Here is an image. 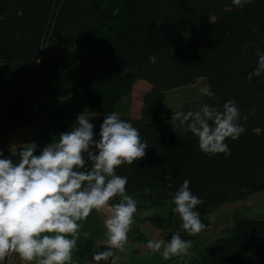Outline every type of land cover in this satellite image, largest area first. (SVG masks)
I'll use <instances>...</instances> for the list:
<instances>
[{
    "label": "trees",
    "instance_id": "trees-1",
    "mask_svg": "<svg viewBox=\"0 0 264 264\" xmlns=\"http://www.w3.org/2000/svg\"><path fill=\"white\" fill-rule=\"evenodd\" d=\"M80 40L84 53H65ZM257 47L264 51V0L244 8L232 0H0V67L19 72V80L0 77V143L7 130L21 126L58 138L83 112L80 102L88 113L106 115L139 81L147 82L139 116H121L149 144L144 158L117 169L128 177L126 192L138 201L137 211L170 206L167 217L146 220L165 241L180 231L194 242L197 257L189 264H264V217L237 218L225 236L202 248L171 210L172 194L185 179L203 201L195 210L205 229L215 208L264 191V74L247 78L257 65ZM199 78L218 97L203 95L199 105L220 108L235 100L241 111L246 131L225 141L230 156L204 154L186 125L178 130L162 123L164 93ZM94 131L99 139L100 128ZM81 224L74 253L95 264L92 253L106 245L96 240L100 214L94 210ZM136 238L146 240L140 232Z\"/></svg>",
    "mask_w": 264,
    "mask_h": 264
},
{
    "label": "clouds",
    "instance_id": "clouds-1",
    "mask_svg": "<svg viewBox=\"0 0 264 264\" xmlns=\"http://www.w3.org/2000/svg\"><path fill=\"white\" fill-rule=\"evenodd\" d=\"M252 2L232 0L238 8ZM250 46L251 42L245 44V48ZM255 55L257 65L248 73L249 81L264 74V51L257 47ZM210 89L211 85H205L200 92L218 101ZM241 118L237 102L228 100L220 108L203 103L196 110L174 111L171 120L187 126L204 154L227 157L231 149L225 141H235L246 131ZM243 119L247 121L248 116ZM95 127L85 111L39 155L35 154V142L12 146L11 156L0 150V262L16 255L23 264H71L81 237V222L95 210L106 214L107 243L105 250L92 253V260L95 264H116L114 249L124 250L138 206L126 192L128 177L119 175L117 169L144 158L149 144L142 142L139 129L114 111L107 113L100 125L99 139ZM11 157H18V161ZM171 203L188 236L205 229L195 210L203 201L192 193L188 179L172 194ZM82 235L90 236L86 231ZM147 247L165 261L184 259L190 255L193 241L182 239L177 231L168 241L149 240Z\"/></svg>",
    "mask_w": 264,
    "mask_h": 264
},
{
    "label": "rangeland",
    "instance_id": "rangeland-1",
    "mask_svg": "<svg viewBox=\"0 0 264 264\" xmlns=\"http://www.w3.org/2000/svg\"><path fill=\"white\" fill-rule=\"evenodd\" d=\"M82 45L83 41L80 40L74 47H65V53H84L85 51ZM0 77L19 80V72L14 66L5 64L0 67ZM205 85H207V81L204 78H199L191 85L165 92L163 95L164 117L162 123L171 129H183L184 125L182 126L178 121L171 120L174 111L187 112L189 110H196L203 97L200 89ZM149 88L150 85L147 82L139 81L134 87L132 96L125 97L122 100L116 113L120 116H139L142 108L143 96ZM79 104L83 106L82 113H84L86 111L84 103L80 102ZM87 114L91 117V122L94 123L97 128H100L106 115H93L88 112ZM76 119L77 116L73 118L74 121H76ZM5 138V142L0 143V150H3L4 154L10 153V148L12 146L19 148L21 145L32 142H35L37 145H47L53 141L51 137L46 138L43 135L42 128L37 126H21L9 129L5 134ZM169 210L170 206L167 205L160 209H142L137 212V215L141 217L150 215L167 217ZM208 217L210 220L209 227L196 235L198 240H200V246L202 248L208 243L215 241L218 237L225 236L222 231L232 226L237 218L264 217V191L255 193L244 201L217 207ZM195 253L197 256L196 250ZM20 264H23V262H20Z\"/></svg>",
    "mask_w": 264,
    "mask_h": 264
},
{
    "label": "crops",
    "instance_id": "crops-1",
    "mask_svg": "<svg viewBox=\"0 0 264 264\" xmlns=\"http://www.w3.org/2000/svg\"><path fill=\"white\" fill-rule=\"evenodd\" d=\"M5 156H11V153L5 154ZM14 161H18V157H11ZM139 211V210H138ZM137 211V212H138ZM134 215V222L129 232L128 242L125 245L123 251L116 249L115 261L116 264H189L197 256L195 255L196 246L193 242V247L190 249V255L181 259L179 257H173L172 259L165 261L159 253H154L148 249L147 243L151 239H164L163 231L155 227L151 221L146 220V217ZM101 220L100 230L101 235L96 237L99 244H106L105 228L103 221L106 218L105 213H99ZM156 229V230H155ZM140 232L146 240L136 238ZM71 264H92L89 261L78 258L73 252V260Z\"/></svg>",
    "mask_w": 264,
    "mask_h": 264
},
{
    "label": "built area",
    "instance_id": "built-area-1",
    "mask_svg": "<svg viewBox=\"0 0 264 264\" xmlns=\"http://www.w3.org/2000/svg\"><path fill=\"white\" fill-rule=\"evenodd\" d=\"M20 261L18 256L12 255L9 258H7L5 261L0 262V264H20Z\"/></svg>",
    "mask_w": 264,
    "mask_h": 264
}]
</instances>
